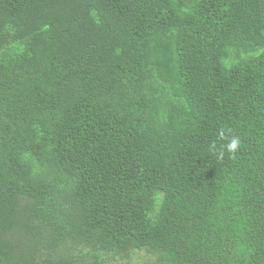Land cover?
<instances>
[{
    "label": "trees",
    "instance_id": "16d2710c",
    "mask_svg": "<svg viewBox=\"0 0 264 264\" xmlns=\"http://www.w3.org/2000/svg\"><path fill=\"white\" fill-rule=\"evenodd\" d=\"M0 264H264V0H0Z\"/></svg>",
    "mask_w": 264,
    "mask_h": 264
},
{
    "label": "clouds",
    "instance_id": "9594fccd",
    "mask_svg": "<svg viewBox=\"0 0 264 264\" xmlns=\"http://www.w3.org/2000/svg\"><path fill=\"white\" fill-rule=\"evenodd\" d=\"M221 136H223V133H221ZM240 145H241L240 138L238 136H233L228 142V144L226 145V148L228 152L235 153L239 149ZM223 157H224V153L220 152L219 158L223 159Z\"/></svg>",
    "mask_w": 264,
    "mask_h": 264
}]
</instances>
